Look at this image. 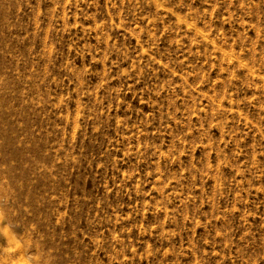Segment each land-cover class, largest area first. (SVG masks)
Returning a JSON list of instances; mask_svg holds the SVG:
<instances>
[{
  "label": "rangeland",
  "instance_id": "rangeland-1",
  "mask_svg": "<svg viewBox=\"0 0 264 264\" xmlns=\"http://www.w3.org/2000/svg\"><path fill=\"white\" fill-rule=\"evenodd\" d=\"M0 264H264V0H0Z\"/></svg>",
  "mask_w": 264,
  "mask_h": 264
}]
</instances>
